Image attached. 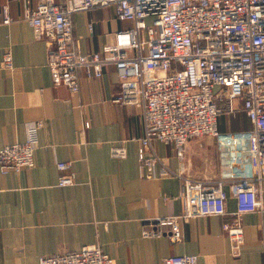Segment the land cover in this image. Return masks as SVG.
<instances>
[{
	"label": "crops",
	"instance_id": "1",
	"mask_svg": "<svg viewBox=\"0 0 264 264\" xmlns=\"http://www.w3.org/2000/svg\"><path fill=\"white\" fill-rule=\"evenodd\" d=\"M37 1L0 0V147L22 141L26 122H41L33 166L0 172V264H38L41 255L75 252L93 243L112 264H161L173 254H196L198 264H264V212L242 214L243 241L236 252L221 229L227 214L182 221L176 242L140 234L143 220L180 212L181 179L160 174L158 166L153 177L143 175L136 154L141 108L112 101L118 91L113 64L98 77L80 69L75 93L52 85L45 44L23 18L25 6L34 8ZM3 6L8 22L2 21ZM71 20L82 52L100 50L117 29L131 24L116 17L113 4L73 12ZM6 52L9 68L3 63ZM234 104L233 112L218 115L219 130L251 127L240 100ZM119 141L125 155L112 157L109 147ZM153 149L175 173L182 167L181 174L193 179L216 176L211 136L189 139L182 159L171 143L154 140ZM57 161L69 167L59 171ZM60 173L72 175L73 183L57 185ZM224 189L229 212L235 198L229 186Z\"/></svg>",
	"mask_w": 264,
	"mask_h": 264
},
{
	"label": "built area",
	"instance_id": "2",
	"mask_svg": "<svg viewBox=\"0 0 264 264\" xmlns=\"http://www.w3.org/2000/svg\"><path fill=\"white\" fill-rule=\"evenodd\" d=\"M107 4L114 5L119 20L131 24L117 29L100 50L82 52L72 13ZM2 15L3 22L10 20L6 6ZM23 18L34 38L45 44L52 85L75 93L80 69L98 77L113 64L118 91L112 101L141 108L136 154L143 175L153 177L158 166L160 174L181 179L180 212L143 220L140 234L176 242L182 221L227 214L221 229L236 252L243 241L242 214L264 212V0H38L34 8L25 6ZM3 63L11 67L9 52ZM235 99L251 127L219 130L218 115L233 112ZM40 126V120L26 122L22 141L0 147L1 173L33 166ZM200 136L215 139L212 179L190 178L181 174L182 167L173 172L153 149L154 140L171 143L182 159L186 142ZM109 153L123 157V141L112 143ZM55 165L61 172L69 167L64 161ZM72 183V175L65 173L56 182ZM224 185L235 198L229 212ZM261 247L264 254V237ZM38 264H112V259L93 243L75 252L41 255ZM161 264H198L197 255H168Z\"/></svg>",
	"mask_w": 264,
	"mask_h": 264
},
{
	"label": "rangeland",
	"instance_id": "3",
	"mask_svg": "<svg viewBox=\"0 0 264 264\" xmlns=\"http://www.w3.org/2000/svg\"><path fill=\"white\" fill-rule=\"evenodd\" d=\"M148 20H149V19L147 18L146 21L148 22ZM225 116H227L228 118H230V117H229L230 115H225Z\"/></svg>",
	"mask_w": 264,
	"mask_h": 264
},
{
	"label": "trees",
	"instance_id": "4",
	"mask_svg": "<svg viewBox=\"0 0 264 264\" xmlns=\"http://www.w3.org/2000/svg\"><path fill=\"white\" fill-rule=\"evenodd\" d=\"M247 118V117H246ZM217 121H218V119H217ZM249 121V120H248Z\"/></svg>",
	"mask_w": 264,
	"mask_h": 264
}]
</instances>
